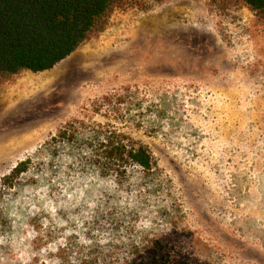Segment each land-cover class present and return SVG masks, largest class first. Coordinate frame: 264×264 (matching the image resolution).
I'll list each match as a JSON object with an SVG mask.
<instances>
[{"label":"rangeland","instance_id":"374dc122","mask_svg":"<svg viewBox=\"0 0 264 264\" xmlns=\"http://www.w3.org/2000/svg\"><path fill=\"white\" fill-rule=\"evenodd\" d=\"M6 94L0 264H125L133 247L264 264V23L238 0H123L103 32ZM110 131L148 146L156 170L103 174Z\"/></svg>","mask_w":264,"mask_h":264},{"label":"trees","instance_id":"16d2710c","mask_svg":"<svg viewBox=\"0 0 264 264\" xmlns=\"http://www.w3.org/2000/svg\"><path fill=\"white\" fill-rule=\"evenodd\" d=\"M122 1L0 0V85L25 72L40 74L54 69L93 35L103 32L108 18ZM238 1L264 23V0ZM106 134L96 155V165L103 174L122 178L130 169L144 173L156 170L158 163L148 146L115 131ZM28 164H19L4 177L3 186L13 188L28 171ZM132 249L137 252L125 264H199L192 254L180 257L175 248L168 251V259H147L140 248ZM106 262L99 257L82 256L63 257L59 264H110Z\"/></svg>","mask_w":264,"mask_h":264},{"label":"crops","instance_id":"0c3cea01","mask_svg":"<svg viewBox=\"0 0 264 264\" xmlns=\"http://www.w3.org/2000/svg\"><path fill=\"white\" fill-rule=\"evenodd\" d=\"M11 90H12L11 92H16L17 89H11ZM7 92H10V91H7ZM6 96H7V94L0 96V107L1 108L8 107L9 106L8 103H7L9 96L8 97H6ZM11 106H16V105L14 103H12Z\"/></svg>","mask_w":264,"mask_h":264}]
</instances>
